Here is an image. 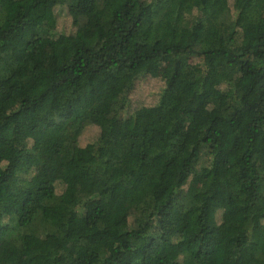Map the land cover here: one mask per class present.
I'll list each match as a JSON object with an SVG mask.
<instances>
[{"label":"trees","instance_id":"trees-1","mask_svg":"<svg viewBox=\"0 0 264 264\" xmlns=\"http://www.w3.org/2000/svg\"><path fill=\"white\" fill-rule=\"evenodd\" d=\"M229 1L0 0V264H264V0Z\"/></svg>","mask_w":264,"mask_h":264},{"label":"rangeland","instance_id":"rangeland-1","mask_svg":"<svg viewBox=\"0 0 264 264\" xmlns=\"http://www.w3.org/2000/svg\"><path fill=\"white\" fill-rule=\"evenodd\" d=\"M232 0L229 1L228 5H231ZM69 21L71 19L64 14L60 17L61 25H66L69 27ZM67 23V24H66ZM173 84L176 89H182L183 83L180 81L179 77H177L174 73L173 67L171 64H168L157 76L152 77L148 84L142 86L140 90H138L135 95L132 97V110H135L142 104L150 105L154 101V97L156 93H158L161 89L165 88L166 85ZM98 135V131L96 129L89 130L87 133L83 135L82 142L86 143L89 141V137L93 135ZM1 165V164H0ZM58 188L63 189L64 186L61 183L57 184ZM218 220L221 219V213L219 212L217 216Z\"/></svg>","mask_w":264,"mask_h":264}]
</instances>
